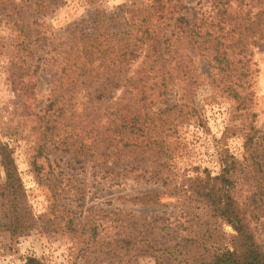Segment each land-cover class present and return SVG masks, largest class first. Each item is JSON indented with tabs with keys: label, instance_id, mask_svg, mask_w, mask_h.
<instances>
[{
	"label": "trees",
	"instance_id": "trees-1",
	"mask_svg": "<svg viewBox=\"0 0 264 264\" xmlns=\"http://www.w3.org/2000/svg\"><path fill=\"white\" fill-rule=\"evenodd\" d=\"M29 2L42 16L64 3ZM202 5L205 10L199 18L189 19L182 14L187 9L184 0L133 1L112 13L95 9L89 19L61 29L66 37L63 44L59 41L55 46L60 57L54 60L59 61L58 71L43 114L26 110L36 119V157L49 146L78 160L124 164L121 169L104 172L106 177L113 174L109 186L119 185L114 179L125 176L167 184L175 175L171 137L188 106H166L162 101L163 106L157 107L152 91L164 97L166 89L177 83L183 86V96L190 95L201 82L189 55L194 51L206 59L213 85L234 101L236 110H246L252 96L251 78L258 72L248 52L264 41V0H204ZM20 32L23 38L12 46L16 50L9 70L19 97L27 98L35 87L30 79L40 66L31 60L34 50L29 34ZM21 52L24 57L17 56ZM119 90L121 95L114 99ZM81 93L90 100L91 110L86 114L74 108L75 97ZM13 154V149L0 141V235L8 233L11 239L34 229L39 221L27 201ZM140 161L146 162L145 168L140 167ZM219 166L216 175L204 170L202 176L185 177L179 188L126 197L134 205L156 206L163 195L187 194L198 217L194 232L164 242L158 237L165 230L158 225L164 218L116 211L110 214L125 234L100 244L124 250V256L133 251L154 264H264V132L251 121L242 134L240 158L221 152ZM33 167L38 184L46 185L53 200L50 209H60L55 205L60 188L55 181L47 183V177L41 182L38 167ZM65 213L56 216L64 222V230L83 232L75 226L74 217H68L70 212ZM92 219L87 216L83 228L90 226L93 239L96 229ZM252 224L258 227L262 243ZM221 225L232 232L226 233ZM25 264L44 263L30 256Z\"/></svg>",
	"mask_w": 264,
	"mask_h": 264
},
{
	"label": "rangeland",
	"instance_id": "rangeland-1",
	"mask_svg": "<svg viewBox=\"0 0 264 264\" xmlns=\"http://www.w3.org/2000/svg\"><path fill=\"white\" fill-rule=\"evenodd\" d=\"M133 1L148 0H63L62 6L42 16L29 0H0V141L14 151L27 201L39 220L34 229L14 239L8 233L0 235V264H25V258L30 256L44 264H154L152 259L139 257L133 251H128L124 256V250L104 248L100 244L125 234L110 213L121 211L164 218V223H158L165 228L163 234L158 236L164 242L171 243L180 236L194 232L198 217L193 209L195 205L187 198V194L178 191L175 196L163 195L160 205L156 206L134 205L126 197L167 187L179 188L185 177L202 176L204 170L216 175L220 168L221 152L226 151L240 158L242 134L246 125L253 121V126L264 132V41H259L248 52L258 72L251 78L252 96L251 101L246 103V110H236L234 101L213 85V75L206 59L194 51H189V55L201 76V82L191 89L190 95L183 96V86L177 83L166 89L164 97H160L156 90L152 91L151 99L157 107L163 106L162 101L166 106L176 103L188 106V109H184L188 113L184 111L181 115L176 132L171 137L175 142V175L167 184L162 185L154 179L145 182L148 177L136 181L125 176L114 179L120 181L119 185L109 186L113 174L106 177L104 172L112 168L121 169L124 164L111 166L110 163L78 160L49 146L37 158L33 150L38 130L36 119L27 115L26 110L43 114L54 72L58 71L56 68L59 61L54 60L60 57L55 46L59 41L63 44V38L66 37L61 29L68 24L89 19L95 9L112 13L118 6L129 5ZM203 1L184 0L187 9L182 14L189 19L199 18L205 10ZM20 29L29 34L34 50L31 60L40 66L39 72L30 79L35 87L32 95L27 98L19 97L20 92L16 89L18 86L13 83L9 70L12 52L16 50H12V46L23 38ZM17 56L24 57V52L17 53ZM120 95V90L115 92L114 99ZM74 108L79 114L90 112L89 98L82 93L78 94ZM34 164L39 169L38 178L41 182L47 177V183L55 181L60 188L55 205L61 208H56L54 212L53 208L50 209L53 200L46 185H40L36 180ZM140 164L141 168L147 165L144 161H140ZM65 210L70 212L68 217H74L75 226L84 229L83 232L79 230L69 233L64 230V222L56 216L66 215ZM91 215L96 229V237L93 239L90 226L87 224L83 228L86 217ZM251 226L258 241L262 243L258 227L254 224ZM221 227L226 233L232 232L228 226Z\"/></svg>",
	"mask_w": 264,
	"mask_h": 264
}]
</instances>
